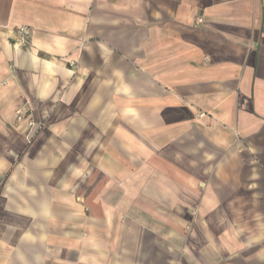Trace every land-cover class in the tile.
<instances>
[{
  "label": "crops",
  "instance_id": "obj_1",
  "mask_svg": "<svg viewBox=\"0 0 264 264\" xmlns=\"http://www.w3.org/2000/svg\"><path fill=\"white\" fill-rule=\"evenodd\" d=\"M0 23V264H264V0Z\"/></svg>",
  "mask_w": 264,
  "mask_h": 264
},
{
  "label": "built area",
  "instance_id": "obj_2",
  "mask_svg": "<svg viewBox=\"0 0 264 264\" xmlns=\"http://www.w3.org/2000/svg\"><path fill=\"white\" fill-rule=\"evenodd\" d=\"M203 19L199 18L198 22H202ZM4 25L0 23V29L3 28ZM13 41L14 43L21 46H28L31 44L32 38V28L29 25H21L16 27L13 31Z\"/></svg>",
  "mask_w": 264,
  "mask_h": 264
},
{
  "label": "rangeland",
  "instance_id": "obj_3",
  "mask_svg": "<svg viewBox=\"0 0 264 264\" xmlns=\"http://www.w3.org/2000/svg\"><path fill=\"white\" fill-rule=\"evenodd\" d=\"M0 184H1V181H0Z\"/></svg>",
  "mask_w": 264,
  "mask_h": 264
}]
</instances>
